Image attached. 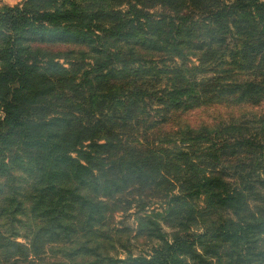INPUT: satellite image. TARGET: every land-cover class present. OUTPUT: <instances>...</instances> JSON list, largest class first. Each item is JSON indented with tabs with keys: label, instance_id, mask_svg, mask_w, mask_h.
<instances>
[{
	"label": "trees",
	"instance_id": "trees-1",
	"mask_svg": "<svg viewBox=\"0 0 264 264\" xmlns=\"http://www.w3.org/2000/svg\"><path fill=\"white\" fill-rule=\"evenodd\" d=\"M0 264H264V0L0 6Z\"/></svg>",
	"mask_w": 264,
	"mask_h": 264
},
{
	"label": "rangeland",
	"instance_id": "rangeland-1",
	"mask_svg": "<svg viewBox=\"0 0 264 264\" xmlns=\"http://www.w3.org/2000/svg\"><path fill=\"white\" fill-rule=\"evenodd\" d=\"M23 1L24 0H0V6H2V5L15 6L18 4H22ZM220 110L221 111H219L217 109H212V110H210V112H212V113H210L208 111H205V112L202 111V112H200V115H202L203 119H208L209 121H213L214 117H217L219 114H221L222 117L224 118V116L227 115L226 112H229V110L225 109V108H220ZM231 111H233V110H231ZM236 111L234 112V115H237ZM261 111H262V108L258 109V112H261ZM193 117H195V116H193ZM192 119L196 120L198 118H192Z\"/></svg>",
	"mask_w": 264,
	"mask_h": 264
}]
</instances>
